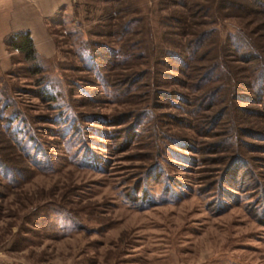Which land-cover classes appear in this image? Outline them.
<instances>
[{
    "label": "rangeland",
    "instance_id": "obj_1",
    "mask_svg": "<svg viewBox=\"0 0 264 264\" xmlns=\"http://www.w3.org/2000/svg\"><path fill=\"white\" fill-rule=\"evenodd\" d=\"M261 10L73 0L48 21L51 56L8 48L0 115L18 118L0 125V264H264V78L259 100L248 83L251 66L264 73ZM206 31L204 59L184 68L176 55ZM234 37L262 61L238 60ZM126 41L134 58L103 61Z\"/></svg>",
    "mask_w": 264,
    "mask_h": 264
},
{
    "label": "trees",
    "instance_id": "obj_2",
    "mask_svg": "<svg viewBox=\"0 0 264 264\" xmlns=\"http://www.w3.org/2000/svg\"><path fill=\"white\" fill-rule=\"evenodd\" d=\"M107 1H112V0H107ZM114 1V0H113ZM252 3H255L256 6H258L259 8H261L264 13V0H250ZM185 2H187V0H185ZM137 22L136 19L134 21H131L129 24L125 23L124 25H121L120 27V33L122 35H129L131 34V26L133 23ZM207 31L206 33H204L203 35L199 36L198 38L191 40L186 46L185 49L183 51V54H179L176 55L178 58L177 61L182 64L184 66V68H189L191 62L194 63L196 60H200V59H204V58H200L201 56L198 55V49L200 46L203 45L204 40L206 39V37L209 35H207ZM235 38V37H234ZM231 39V38H230ZM232 44H234V49L237 55H238V60H241V62L246 63L251 65L254 61H262L261 59L259 60V58L257 56H255V54L253 53H246L245 51V46L246 44H244L242 42V40L237 37L235 39H231ZM5 44L8 48L16 50L17 52H20L23 54V56L25 57L26 60L28 61H34L37 58L38 52L36 51V48L34 46L33 40L31 38L30 32L29 31H18V32H13L11 34H9L6 39H5ZM242 47L244 48L243 51L239 52L238 50H241ZM126 48V49H124ZM134 46L131 42L126 41L123 44V47H119V48H112V47H106L104 49V59L103 61H106L108 63H112L113 65H123V64H127L130 58H134V52L133 51H129L131 49H133ZM241 48V49H240ZM88 57L92 58V59H97V53L95 51V49H88ZM252 54L254 56H252ZM89 67V66H88ZM217 68L215 67H210V69H204L203 72L199 71L198 73L195 72H191L188 75V78L190 79V83L193 87H195V89L197 88H204L206 87L209 83L213 82L219 75L215 74V70H217L218 68H220V64L216 65ZM249 67V66H248ZM91 68V67H90ZM252 69H250V74H249V84L250 86H252L253 88L256 87L258 88V92L257 94V99H262L263 97V93H262V84L260 82H262L263 78H264V73L260 72L262 70L259 71V69H257L256 67L251 66ZM36 71L39 70V67L35 68ZM190 70V68H189ZM142 75V73H138L136 76L137 77H133L131 78L130 76L125 77V78H120L117 79L119 85L121 84H128L130 86L134 85L137 81V79ZM229 79H231V76L229 77ZM212 91L209 88V92L206 93L204 95V97H209V95H214L216 93H220L221 90H224L223 85L221 86H217L215 89L213 88ZM208 91V90H207ZM41 94H40V98L44 99V98H49L51 100L54 99L53 95L48 92V90H46V88H43L41 90ZM256 93V92H255ZM226 96V95H225ZM5 101V100H4ZM8 105L7 102L3 103L1 105L2 106H6ZM5 111L2 112V114L0 115V125L3 123H7V126H9V121H11L13 118H18V114H10L8 116H5L6 114H4Z\"/></svg>",
    "mask_w": 264,
    "mask_h": 264
},
{
    "label": "crops",
    "instance_id": "obj_3",
    "mask_svg": "<svg viewBox=\"0 0 264 264\" xmlns=\"http://www.w3.org/2000/svg\"><path fill=\"white\" fill-rule=\"evenodd\" d=\"M73 0H0V58L8 47L6 37L18 31H29L36 51L44 56L53 52L49 22ZM49 21V22H48Z\"/></svg>",
    "mask_w": 264,
    "mask_h": 264
}]
</instances>
